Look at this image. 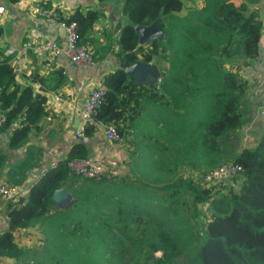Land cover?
Returning <instances> with one entry per match:
<instances>
[{
  "label": "trees",
  "instance_id": "trees-1",
  "mask_svg": "<svg viewBox=\"0 0 264 264\" xmlns=\"http://www.w3.org/2000/svg\"><path fill=\"white\" fill-rule=\"evenodd\" d=\"M17 3L20 0H9ZM117 1L126 24L100 52L116 56L119 68L106 74L104 102L85 137L97 125L113 126L130 148L132 176L112 175L100 183L75 175L69 161L91 158L78 140L67 158L30 186L26 196L4 203L7 229L0 233V261L12 264H264V133L250 148L237 136L250 124V84L243 71L261 54L263 23L247 4L203 0L181 16L183 0ZM255 3L256 0H246ZM102 14L77 10L82 42L92 41ZM162 18L163 42L140 46L137 26ZM1 34V33H0ZM115 48L117 50H115ZM156 56L161 80L136 84L126 69ZM32 78L20 84L10 59L0 61V112L10 132L7 148L29 144L48 112L47 98L35 92ZM8 156L0 151V174ZM226 162L242 166L226 192L205 188L191 172L207 173ZM22 186L29 169L23 162ZM188 169L184 175L181 171ZM14 185V184H13ZM238 188L236 189V186ZM66 188L68 207L54 201ZM42 230L44 245L19 246V230Z\"/></svg>",
  "mask_w": 264,
  "mask_h": 264
},
{
  "label": "crops",
  "instance_id": "crops-1",
  "mask_svg": "<svg viewBox=\"0 0 264 264\" xmlns=\"http://www.w3.org/2000/svg\"><path fill=\"white\" fill-rule=\"evenodd\" d=\"M236 6L247 4L250 11H255L263 23L261 38V54L253 67L243 71L244 77L250 84V104L253 119L249 124V131L262 128L264 118L260 115L261 93L264 91V0L249 3L246 0H229ZM184 10L204 6L203 0H183ZM5 8V14L0 16V61L10 59L20 84H30L36 77L44 81L33 84L35 92L47 98V117L34 131L29 144L19 150L10 151L7 148L10 132L0 134V151L8 156V162L0 174L1 184L15 185L21 178L20 169L23 162H27L29 169L22 185H32L44 173L57 166L67 158L73 145L78 141L75 133L82 123L81 110L93 89L105 88L104 77L119 68L116 56L107 53L106 57L96 62L94 68H80L71 63L65 54L38 56L32 51H24L23 46L29 42L55 41L65 44L64 29L46 25L44 20L31 12L34 5H44L54 8L62 19L70 18L77 10L82 13L97 11L102 18L94 25L91 35L93 51L100 52L109 45L106 35L113 34V40L118 37L121 28L126 24L122 16L121 3L117 1L100 0H20L11 3L9 0H0ZM189 9V10H190ZM18 47L21 52L6 56L5 52ZM115 50H117L115 48ZM98 132L91 142L90 149L93 156H101L108 172L116 173L121 163L128 166L130 163L131 148L124 143H114L103 135V126L97 125ZM108 163H111L107 165ZM119 164L115 171L112 166ZM120 170V169H119ZM4 213V202L0 199V233L7 229ZM33 229V228H32ZM32 229L19 230L17 235L30 233ZM15 233V234H16ZM16 235V242L17 240ZM23 238V236H22ZM18 243V242H17ZM19 246L31 248L27 244ZM0 264H12L10 260H1Z\"/></svg>",
  "mask_w": 264,
  "mask_h": 264
},
{
  "label": "built area",
  "instance_id": "built-area-1",
  "mask_svg": "<svg viewBox=\"0 0 264 264\" xmlns=\"http://www.w3.org/2000/svg\"><path fill=\"white\" fill-rule=\"evenodd\" d=\"M33 15L40 17L46 25L57 26L65 31V44L61 45L55 41L29 42L23 46L24 51H32L38 56L65 54V56L77 67L94 68L96 62L93 59V46L90 41L82 42L78 30L77 22H66L60 19L59 13L54 9L44 5H34L31 7ZM5 14V8L0 5V16ZM21 52L18 47H12L5 52L6 56H11ZM106 94L105 88H96L91 91L87 101L81 110L82 123L75 133V138L88 142L85 137V128L88 123L94 121L95 116L103 105ZM261 116H264V102L262 103ZM260 108V109H261ZM6 122V116L0 112V128ZM103 135L106 139L114 143H122V139L113 126H103ZM68 166L72 173L84 178L90 179L95 183L103 180H110L112 172H108L101 156H93L89 159H76L69 161ZM243 172L242 166L233 162H226L219 167L213 168L202 177V185L205 188H212L220 182L230 178L240 176ZM30 185L15 186L10 184H1L0 199L3 202L16 201L27 195Z\"/></svg>",
  "mask_w": 264,
  "mask_h": 264
},
{
  "label": "water",
  "instance_id": "water-1",
  "mask_svg": "<svg viewBox=\"0 0 264 264\" xmlns=\"http://www.w3.org/2000/svg\"><path fill=\"white\" fill-rule=\"evenodd\" d=\"M162 18H158L155 22L148 26H137L139 45L148 46L155 41L163 42L165 32L161 29ZM126 73L138 85H145L154 88L161 80V72L158 66L156 56L151 62H145L142 58L134 65L126 69ZM87 147H90L91 142H84ZM54 201L60 207H68L72 201L69 191L66 188L59 189L54 193ZM62 202H68L67 206H63Z\"/></svg>",
  "mask_w": 264,
  "mask_h": 264
},
{
  "label": "rangeland",
  "instance_id": "rangeland-1",
  "mask_svg": "<svg viewBox=\"0 0 264 264\" xmlns=\"http://www.w3.org/2000/svg\"><path fill=\"white\" fill-rule=\"evenodd\" d=\"M190 9V8H189ZM185 10L184 12H182L181 16H184L185 14L188 13V10ZM261 101H260V106L259 108H261L262 103L264 102V91H262L261 93ZM262 108L260 109V115L262 112ZM264 118V116H262ZM249 125H247L244 130L237 136L236 142L235 144L238 145V147L240 149H244V148H250L252 146H254L257 142V140L259 139V137L264 133V124L262 123V128L260 129H255L254 132L249 131ZM89 142V141H88ZM93 157V156H92ZM111 163H108L107 165H109ZM119 164H116L115 166H112V170L115 171L116 167ZM120 169V170H119ZM119 169L116 170V173H120V174H126L128 176H132V172L130 170V166H124L122 163L119 166ZM182 174L187 175L189 173L188 169H185V171H181ZM191 176L193 178V180H195L196 182H200L202 184V177H203V173L199 170H193L191 172ZM232 178L220 182V184H216L214 186H211L212 188H216V190H219L220 188L222 190H224V192H226L230 187H232L233 185H235L233 183V181L231 180ZM238 188V185L236 186V189ZM5 203V202H4ZM68 202H62L63 206H67ZM17 235V233L15 234ZM23 236V238H22ZM22 236L17 235V242L19 244H27V246L31 247V249H35L36 247H42L44 245V241H43V232L42 230H38L37 228H33L31 230L30 233H27L26 235L23 234Z\"/></svg>",
  "mask_w": 264,
  "mask_h": 264
}]
</instances>
